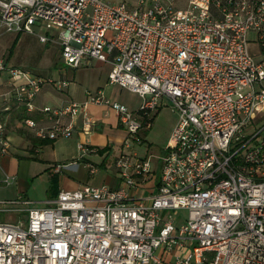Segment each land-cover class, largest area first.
<instances>
[{
    "label": "built area",
    "instance_id": "obj_1",
    "mask_svg": "<svg viewBox=\"0 0 264 264\" xmlns=\"http://www.w3.org/2000/svg\"><path fill=\"white\" fill-rule=\"evenodd\" d=\"M23 32L57 42L71 67L110 62V81L140 95L133 109L89 92L88 102L117 112L123 146L143 144L168 102L178 120L158 174L152 156L121 151L118 185L62 188L26 219L0 221V264H159L157 249L174 245L183 250L175 264H264V0H0V42ZM3 71V152L12 145L4 112L14 106L44 114L49 123L22 119L41 139L92 132L85 104H36L46 83L64 90L69 80L10 64L0 50ZM78 148L80 157L97 152L85 141Z\"/></svg>",
    "mask_w": 264,
    "mask_h": 264
},
{
    "label": "crops",
    "instance_id": "obj_2",
    "mask_svg": "<svg viewBox=\"0 0 264 264\" xmlns=\"http://www.w3.org/2000/svg\"><path fill=\"white\" fill-rule=\"evenodd\" d=\"M78 73L71 77L69 86L60 90L63 93L54 95L55 86H47L42 96L37 95L38 107L43 105L61 106L70 101H78L86 105V110L94 117L95 124L91 133L84 132L80 127L70 137H59L56 139H41L33 134L29 137V131L22 129V119L32 115L42 123H49L42 119L44 114L38 110L28 112L24 108L15 107L8 112H4V117L8 120V133L12 145L7 152L0 148V211L3 212H28L32 206L30 201L44 202L56 198L62 188L76 189L94 180L95 185L109 183L119 184V174L115 166V159L111 161L109 156L122 147L124 140L128 136L127 130L121 125L117 112L108 108L104 104L88 102L89 92H96L103 89L107 95L127 103L131 108L138 109L141 98L136 92L112 83L109 79L111 63L90 59L76 67ZM58 76L66 79L67 72L59 70ZM7 80V79H6ZM6 80H0V110L4 105L2 93L6 91ZM123 90L131 95H124ZM133 94V95H132ZM46 97H45V96ZM163 105L158 110V115L154 120L153 127L146 132V139L151 135L160 142L162 147H166L170 134L178 120V113L173 107ZM170 118V119H168ZM82 113L77 117V123L82 121ZM168 119L167 128L164 132L160 129L164 126L161 123ZM68 118L65 117L64 121ZM88 142L94 147L110 146V151L104 154L98 152L80 157L78 143ZM144 144H137L135 148H140ZM120 151V150H119ZM122 151V150H121ZM138 152V150H134ZM86 162H93L100 165V169L91 174ZM65 164L58 169L57 164ZM113 169L116 174H111L109 169ZM152 181V180H151ZM3 200H19L17 203H1ZM183 251L178 245L173 249L165 250L164 247L157 249L162 261L159 264H175L176 256Z\"/></svg>",
    "mask_w": 264,
    "mask_h": 264
},
{
    "label": "rangeland",
    "instance_id": "obj_3",
    "mask_svg": "<svg viewBox=\"0 0 264 264\" xmlns=\"http://www.w3.org/2000/svg\"><path fill=\"white\" fill-rule=\"evenodd\" d=\"M115 2H122L124 0H112ZM128 2L132 0H127ZM176 7L185 8L188 6V0H174ZM19 36L15 33H8L4 35L0 42V50L4 51L10 64L30 69L35 71L36 73H39L43 76H50L52 78L59 79L58 72L60 69H62L64 72H67L66 79L71 80V77L78 73L76 70V67H71L64 63L61 55V48L57 42H41L39 40V37L34 33H28L23 32L19 36L17 43L14 47V50L11 53L13 43L15 39ZM256 39L257 35L256 33L251 32L250 38ZM251 48L253 52L255 53L256 59H261L262 55L258 52V45L255 41L251 42ZM8 77V73L6 71L0 72V80H6ZM53 86L52 83H46L44 85V89L39 94V96H42L44 90L47 86ZM58 93H63V91H60L59 89L55 88L53 91L54 95H58ZM124 95H131L126 90H123ZM133 95V94H132ZM45 96V95H44ZM46 97V96H45ZM37 104V99H36ZM38 105V104H37ZM44 106V105H43ZM42 107V106H41ZM171 108L172 103L168 102L167 106L164 108ZM170 119V118H168ZM164 120L161 124L164 125L160 131L164 132L167 128V123L169 120ZM128 142H131L132 147L127 148L126 146L122 147H116V150L113 151V153L109 156V159L113 161L116 156H118L121 153V150L129 153L134 152V150H138L139 154L141 155H150L152 156V160L154 163V171L158 174L160 170V165L163 161V156L165 153L164 147L160 145V142L153 138L151 135L149 136V139H146V141L143 143L144 145L140 148H135L137 144L133 141V139H129ZM120 150V151H119ZM109 172L111 174H116L115 171L111 168L109 169ZM91 183L94 182V180H90ZM44 202L35 201L32 203V207H44ZM27 212H3L0 211V221L5 220H11L16 221L19 219H26L27 218Z\"/></svg>",
    "mask_w": 264,
    "mask_h": 264
},
{
    "label": "trees",
    "instance_id": "obj_4",
    "mask_svg": "<svg viewBox=\"0 0 264 264\" xmlns=\"http://www.w3.org/2000/svg\"><path fill=\"white\" fill-rule=\"evenodd\" d=\"M18 35L20 36L21 34H18ZM19 36H17V38L15 39V41H14V43H13L11 53H12V51L14 50V47H15V45H16V43H17V40H18ZM157 115H158V111L154 114V116H153V120H155V118H156ZM21 128L24 129V130L29 131V132H30V133L28 134L29 137L33 138V134H34V133H33L32 131L26 129L24 126H22ZM34 135H35V134H34ZM96 148H97V152H98L99 154H104V153L110 151V146H105V147H100V146H98V147H96Z\"/></svg>",
    "mask_w": 264,
    "mask_h": 264
}]
</instances>
